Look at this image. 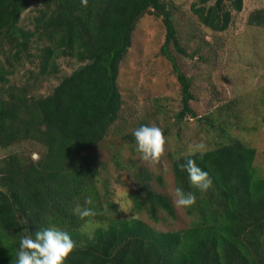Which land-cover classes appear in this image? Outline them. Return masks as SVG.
I'll list each match as a JSON object with an SVG mask.
<instances>
[{"label": "trees", "instance_id": "1", "mask_svg": "<svg viewBox=\"0 0 264 264\" xmlns=\"http://www.w3.org/2000/svg\"><path fill=\"white\" fill-rule=\"evenodd\" d=\"M32 6L31 26L24 27L20 17ZM242 8L243 0H197L190 10L199 24L221 33ZM144 14L160 18L164 26L160 55L179 85L178 130L184 118H192L208 140L204 155L191 157L212 177L206 191L192 186L180 167L189 152L168 153L175 188L196 194L195 203L185 208L190 224L179 230L154 226L162 214L175 217L171 199L151 188L152 175L144 166L114 155L113 167L133 173V211L144 212L150 223L119 216L88 155L108 136L122 109L119 65ZM246 23L264 29V8L253 10ZM169 47L186 55L165 0H0V149L27 143L39 153L36 160L17 153L0 158V264H14L25 230L52 224L76 242L66 264H264V176L254 167L255 148L235 136V120L242 119L234 99L197 117L189 106L192 79ZM58 57L80 65L48 94L38 95L46 77L58 73ZM25 62L35 68L21 82H11L14 67ZM125 139L135 144L133 135ZM77 206L94 209L95 215L80 217L73 211Z\"/></svg>", "mask_w": 264, "mask_h": 264}, {"label": "rangeland", "instance_id": "2", "mask_svg": "<svg viewBox=\"0 0 264 264\" xmlns=\"http://www.w3.org/2000/svg\"><path fill=\"white\" fill-rule=\"evenodd\" d=\"M196 1L165 0L171 7L177 36L186 52V55H181L169 47V54L175 58L179 69L192 79L194 99L189 106L197 117H203L216 105L234 99L236 114L242 119L235 120V136L255 148L254 167L264 176V29L249 27L246 23L253 10L264 8V0H243L242 11L233 12L229 28L221 33L210 31L198 23L190 10ZM34 7L21 15L22 26H31ZM163 41L161 19L144 14L136 23L131 46L119 65L117 86L123 100L122 109L108 136L89 150L88 155L98 166L119 216H138L150 223L144 212L133 211L130 193L137 189L133 173L113 167L111 159L114 155L125 161L132 160L136 166H144L152 175L151 188L171 199L175 217L167 218L162 214L154 226L159 230H179L188 227L191 218L185 207L174 203L175 181L168 153H188L194 144H206L207 139L199 130L200 124L192 118H184L181 130L177 128L175 118L181 109V97L171 64L160 55ZM31 51L36 53L34 46ZM55 64L58 73L46 77L36 90L38 95L48 94L61 77L80 65L69 57L55 58ZM31 65L25 62L14 67L10 81L19 83L25 79L35 68ZM215 90L218 94L214 93ZM141 124L156 125L163 132L167 130L164 133L165 150L156 161L141 159L135 144L125 139L127 134L133 135V130ZM9 153L31 154L33 160L39 156L36 147L27 143L24 148L0 149V158ZM156 177L161 178V184ZM89 229L91 226L86 228Z\"/></svg>", "mask_w": 264, "mask_h": 264}, {"label": "clouds", "instance_id": "3", "mask_svg": "<svg viewBox=\"0 0 264 264\" xmlns=\"http://www.w3.org/2000/svg\"><path fill=\"white\" fill-rule=\"evenodd\" d=\"M133 137L140 158L156 161L165 150L166 136L156 125L141 124L133 130ZM206 151L204 143L192 146L187 158L180 164L195 188L206 191L212 185V177L191 157L199 153L202 157ZM179 159V157H177ZM174 203L178 207H189L196 201V194L185 191L182 186L174 189ZM80 217L95 215V210L77 206L74 210ZM26 234L19 239L14 264H66V259L76 246L70 233L55 224L39 228L34 232L25 230Z\"/></svg>", "mask_w": 264, "mask_h": 264}]
</instances>
